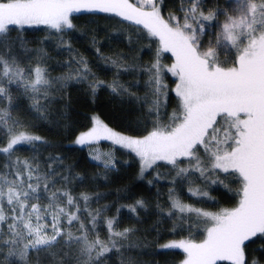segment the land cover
<instances>
[{
	"label": "snow or ice",
	"instance_id": "snow-or-ice-1",
	"mask_svg": "<svg viewBox=\"0 0 264 264\" xmlns=\"http://www.w3.org/2000/svg\"><path fill=\"white\" fill-rule=\"evenodd\" d=\"M0 264H264V0H0Z\"/></svg>",
	"mask_w": 264,
	"mask_h": 264
},
{
	"label": "trees",
	"instance_id": "trees-1",
	"mask_svg": "<svg viewBox=\"0 0 264 264\" xmlns=\"http://www.w3.org/2000/svg\"><path fill=\"white\" fill-rule=\"evenodd\" d=\"M80 111L83 113L85 110L83 108H81ZM40 134L46 135L47 133L41 132Z\"/></svg>",
	"mask_w": 264,
	"mask_h": 264
}]
</instances>
